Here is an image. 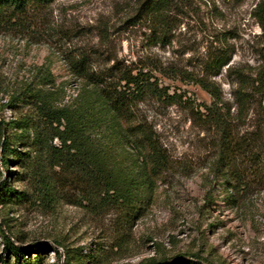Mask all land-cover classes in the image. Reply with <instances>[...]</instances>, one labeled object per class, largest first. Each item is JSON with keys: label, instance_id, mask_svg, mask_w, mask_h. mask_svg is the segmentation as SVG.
<instances>
[{"label": "rangeland", "instance_id": "obj_1", "mask_svg": "<svg viewBox=\"0 0 264 264\" xmlns=\"http://www.w3.org/2000/svg\"><path fill=\"white\" fill-rule=\"evenodd\" d=\"M144 1L54 0L36 30L0 27V119L22 113L34 118V108L15 96L41 65L62 87L59 102L74 98L84 80L70 68L66 50L84 49L94 67L111 68L116 78L125 69L147 73L163 96L147 91L134 111L154 128L171 157L149 198L121 214L114 206L92 209L81 200L80 186L47 204L33 193V178L23 173L15 154L8 166L3 164L0 143L1 181L30 194L0 203V264L16 258L4 232L22 246L49 243L46 250L23 253L21 258L33 264H64L66 256L60 257L55 246L80 256L76 264H188L189 258L203 264H264V143L260 155L245 159L241 168L256 182L234 193V175L213 167L218 139L194 113L201 102L212 101L197 80L206 59L223 48L232 50V58L214 78L235 111L234 69L254 77L264 61V12L257 10L262 0H166L159 17L143 9ZM55 25L70 35L56 41ZM174 93L183 99L173 102L167 94ZM255 98L243 130L257 127L260 102Z\"/></svg>", "mask_w": 264, "mask_h": 264}, {"label": "trees", "instance_id": "obj_2", "mask_svg": "<svg viewBox=\"0 0 264 264\" xmlns=\"http://www.w3.org/2000/svg\"><path fill=\"white\" fill-rule=\"evenodd\" d=\"M53 1L0 0V27L31 32L36 24H43L40 17ZM166 5V0H145L143 9L159 17ZM257 10L264 12V0L257 4ZM53 29L51 35L56 41L70 35L62 26L55 25ZM66 53L70 68L84 80L81 92L68 102H59L64 97L62 87L56 85L52 70L41 65L36 78L15 96L34 108V118L22 113L8 121L0 119L3 164L8 166L10 155L15 154L23 163V173L33 178V193L49 205L57 202L61 192L69 187L80 186L81 200L87 201L92 209L114 206L121 214L130 213L139 202L149 198L156 178L171 162L157 132L134 111L147 91L160 97L163 94L142 70L125 69L116 78V74L109 72L111 68L94 67L84 49L67 48ZM231 58L232 50L223 48L206 59L204 74L197 82L211 94L212 101L201 102L194 113L204 126L213 129L219 146L213 167L234 175L236 182L232 187L236 193L256 182L246 175V167L242 171L241 168L245 159L260 155L262 149L258 147L264 143V61L254 77L243 68L234 69L235 111L231 112V105L224 100L214 78ZM256 94L260 102L257 127L243 130ZM167 95L173 102L183 99L181 93ZM20 144L27 149L18 148ZM54 167L58 170H53ZM1 178L0 203L28 199V188L19 189ZM2 225L0 222V230ZM4 239L15 254L13 264H33L31 258H21L23 253L50 247L43 241L25 246L16 244L12 235L5 232ZM54 250L60 257L65 254L64 264H76L80 259L72 250L63 253L58 246ZM193 261L194 258H189L186 263L203 264Z\"/></svg>", "mask_w": 264, "mask_h": 264}]
</instances>
